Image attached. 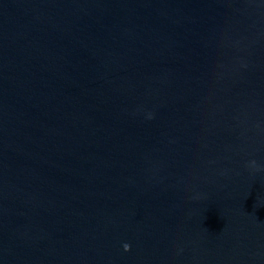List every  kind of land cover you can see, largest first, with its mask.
Instances as JSON below:
<instances>
[{
	"label": "water",
	"instance_id": "obj_1",
	"mask_svg": "<svg viewBox=\"0 0 264 264\" xmlns=\"http://www.w3.org/2000/svg\"><path fill=\"white\" fill-rule=\"evenodd\" d=\"M253 160L264 0H0V264H264Z\"/></svg>",
	"mask_w": 264,
	"mask_h": 264
},
{
	"label": "clouds",
	"instance_id": "obj_2",
	"mask_svg": "<svg viewBox=\"0 0 264 264\" xmlns=\"http://www.w3.org/2000/svg\"><path fill=\"white\" fill-rule=\"evenodd\" d=\"M249 167L256 172L264 171V168L259 167L255 160L251 161ZM123 247L125 251H131V246L129 244L126 243Z\"/></svg>",
	"mask_w": 264,
	"mask_h": 264
}]
</instances>
